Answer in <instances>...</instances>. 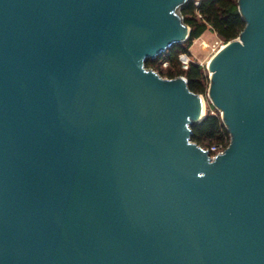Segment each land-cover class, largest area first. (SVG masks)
I'll use <instances>...</instances> for the list:
<instances>
[{
    "label": "water",
    "instance_id": "water-1",
    "mask_svg": "<svg viewBox=\"0 0 264 264\" xmlns=\"http://www.w3.org/2000/svg\"><path fill=\"white\" fill-rule=\"evenodd\" d=\"M178 1L0 0V264H264V0L206 66L213 158L202 94L144 66Z\"/></svg>",
    "mask_w": 264,
    "mask_h": 264
},
{
    "label": "trees",
    "instance_id": "trees-1",
    "mask_svg": "<svg viewBox=\"0 0 264 264\" xmlns=\"http://www.w3.org/2000/svg\"><path fill=\"white\" fill-rule=\"evenodd\" d=\"M180 13L183 22L190 28L189 38L173 45L157 57L147 59L144 66L164 78L183 76L192 92L206 95L210 83L206 67L190 58L188 68L184 69L179 55L185 53L190 56L189 47L206 30L215 33L225 44L237 38L246 23L239 12L238 0H201L199 5L191 0L181 8ZM165 61L167 65L163 66ZM191 130L190 140L204 148L219 143L227 147L230 143V134L215 108L208 109L204 118L192 125Z\"/></svg>",
    "mask_w": 264,
    "mask_h": 264
},
{
    "label": "rangeland",
    "instance_id": "rangeland-1",
    "mask_svg": "<svg viewBox=\"0 0 264 264\" xmlns=\"http://www.w3.org/2000/svg\"><path fill=\"white\" fill-rule=\"evenodd\" d=\"M186 1L187 0H179L176 3V5L172 8V15L178 20H182L180 13V6ZM204 42L207 43L206 46ZM222 44L224 45V43L220 39H218L215 33L206 30L200 37L195 39L192 45L189 47V51H190L189 58L206 67L210 58L217 52V50L221 47ZM209 75L210 74L208 72V77ZM202 96H203L202 105L204 106V112H206L210 108L213 109L215 108L219 111L221 116L220 109L217 108V106L212 101L211 97L208 96L207 94Z\"/></svg>",
    "mask_w": 264,
    "mask_h": 264
},
{
    "label": "built area",
    "instance_id": "built-area-1",
    "mask_svg": "<svg viewBox=\"0 0 264 264\" xmlns=\"http://www.w3.org/2000/svg\"><path fill=\"white\" fill-rule=\"evenodd\" d=\"M200 1H201V0H194V4H195V5H199V4H200ZM222 45H223V44H222ZM222 45H221V46H222ZM179 59H180L181 62H182V67H183L184 69H187L188 66H189V63H190V58H189V56H188L187 54H185V53H182V54L179 55ZM166 65H167V61H165V62L163 63V66H166ZM182 77H183V76H182ZM184 78H185V77H184ZM185 80H186V78H185ZM186 81H187V80H186ZM206 149H207V151L209 152L210 157L213 158V157L216 156L217 154L222 153V152L226 149V147H224L222 143H219V144H214V145H212V146H210L209 148H206Z\"/></svg>",
    "mask_w": 264,
    "mask_h": 264
},
{
    "label": "bare ground",
    "instance_id": "bare-ground-1",
    "mask_svg": "<svg viewBox=\"0 0 264 264\" xmlns=\"http://www.w3.org/2000/svg\"><path fill=\"white\" fill-rule=\"evenodd\" d=\"M204 44H205V46L207 45L206 42H204ZM203 113H204V106L202 105L201 114H203Z\"/></svg>",
    "mask_w": 264,
    "mask_h": 264
}]
</instances>
